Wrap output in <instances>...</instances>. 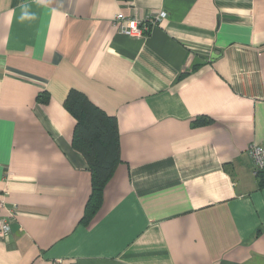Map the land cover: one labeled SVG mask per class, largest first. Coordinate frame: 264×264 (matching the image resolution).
Instances as JSON below:
<instances>
[{
    "label": "crops",
    "instance_id": "crops-1",
    "mask_svg": "<svg viewBox=\"0 0 264 264\" xmlns=\"http://www.w3.org/2000/svg\"><path fill=\"white\" fill-rule=\"evenodd\" d=\"M23 3L34 20L19 21ZM120 14L155 24L131 38ZM72 90L120 134L88 225ZM252 145L264 147V0H0V217L17 211L0 264H264Z\"/></svg>",
    "mask_w": 264,
    "mask_h": 264
},
{
    "label": "trees",
    "instance_id": "trees-1",
    "mask_svg": "<svg viewBox=\"0 0 264 264\" xmlns=\"http://www.w3.org/2000/svg\"><path fill=\"white\" fill-rule=\"evenodd\" d=\"M185 75H181L184 78ZM49 97L42 94L40 103H48ZM66 110L76 120L72 147L86 160L92 176V193L82 220L88 225L98 214L103 204L104 190L122 163L120 154V134L114 117L107 115L94 105L83 93L72 90L64 104ZM195 126L204 125L197 119ZM264 185V172L259 173Z\"/></svg>",
    "mask_w": 264,
    "mask_h": 264
},
{
    "label": "built area",
    "instance_id": "built-area-1",
    "mask_svg": "<svg viewBox=\"0 0 264 264\" xmlns=\"http://www.w3.org/2000/svg\"><path fill=\"white\" fill-rule=\"evenodd\" d=\"M167 18L166 13H161L157 18L158 20H163ZM114 24L117 31L120 34L129 36L131 38H141L147 35L151 31V26L155 24L153 19H128L123 14L118 15ZM249 156L252 158L256 173L264 171V147L252 145L249 149ZM5 209V201L0 198V212ZM9 215L5 218L0 217V241H8L12 235V223L14 222L17 211L16 209H9ZM55 264H62L61 260H57Z\"/></svg>",
    "mask_w": 264,
    "mask_h": 264
},
{
    "label": "clouds",
    "instance_id": "clouds-1",
    "mask_svg": "<svg viewBox=\"0 0 264 264\" xmlns=\"http://www.w3.org/2000/svg\"><path fill=\"white\" fill-rule=\"evenodd\" d=\"M20 16L19 21L23 22L25 20H34L36 18L35 13L30 11L29 5L27 3H23L20 5Z\"/></svg>",
    "mask_w": 264,
    "mask_h": 264
}]
</instances>
